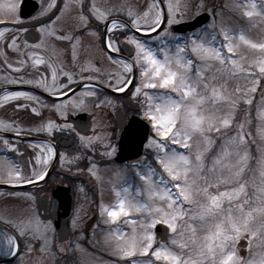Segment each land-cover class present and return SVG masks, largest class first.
<instances>
[{
    "label": "snow or ice",
    "instance_id": "snow-or-ice-1",
    "mask_svg": "<svg viewBox=\"0 0 264 264\" xmlns=\"http://www.w3.org/2000/svg\"><path fill=\"white\" fill-rule=\"evenodd\" d=\"M62 2L63 8L57 0H51L43 9L41 15L50 20L57 11L60 16L39 31L72 43V71L53 66L32 53L29 58L35 74L29 73V79L14 74L6 77L5 83L28 85L50 96L65 97L69 103L52 105L56 112L63 113L69 104L84 107L86 97L98 99V92L131 90L135 70L140 69L141 82L135 85L133 97L144 98L143 116L153 133L145 148L152 161L127 165L128 169L138 170L134 175L139 177L140 186L133 184L130 189L126 182L116 192L117 205L111 210L101 206V216L106 217L103 222L109 225L105 243L111 254L120 264H264V252H252L253 240L264 244V146L257 145L260 155L253 167L251 144L255 139L247 130L255 106L257 134L264 142V36L253 39L248 35L252 28L264 24V0H234L235 23L223 18L217 23L221 12L209 9L211 23L188 36L173 35L172 29L187 23L184 17L188 15L189 0H145L144 5L124 0L110 7L99 6L97 0ZM0 7L15 15L20 5L12 0ZM203 7V3L197 5ZM69 11L76 13L73 34L56 36L57 21ZM13 22L19 23L18 17ZM79 32L99 38L109 65L122 71L108 73L105 80L100 79L103 74L99 69L95 70V78L85 75L92 69L78 62ZM3 35L0 32V37ZM15 40L14 36L13 44L7 47H14ZM17 63L20 67L6 64L5 71L20 73L27 61ZM41 65L50 72V79L41 74ZM76 88L84 91L77 94ZM4 91L0 106L22 98L40 102L39 96L30 91ZM100 103L111 105L112 101L106 97ZM20 107L26 105H17ZM32 111L36 113V109ZM0 125L9 128L3 121ZM67 128L74 131L71 126ZM64 129L48 121L36 130L51 133ZM3 143L9 145L8 140ZM46 151L49 159L55 155L53 146ZM89 171L96 175L94 164ZM45 175L36 174L39 180ZM33 182L14 167L0 175V183L13 187ZM130 190L134 191L131 196ZM9 223L15 231L7 235L0 232V252L19 255L22 242L29 250L39 247L41 252L54 246L48 237L53 230L50 221L28 217ZM159 226L164 227L165 235L157 242L154 229ZM242 240L251 254L248 259L239 254Z\"/></svg>",
    "mask_w": 264,
    "mask_h": 264
},
{
    "label": "flooded vegetation",
    "instance_id": "flooded-vegetation-1",
    "mask_svg": "<svg viewBox=\"0 0 264 264\" xmlns=\"http://www.w3.org/2000/svg\"><path fill=\"white\" fill-rule=\"evenodd\" d=\"M199 1L201 0H189L188 12L194 9V4L202 3ZM219 1L216 0L211 9L219 6L222 2ZM50 2L51 0H27L21 12L23 0H16V3L20 5L17 13L0 17V21L8 22L0 23V32L4 33L0 37V97L5 94L6 89L7 91H30L39 96L40 100L37 102L22 98L18 101L3 102V106H0V121L9 125L8 129L0 125V175L7 168L14 167L20 170L23 176L34 181L32 184L20 183L15 187L12 184L0 183V232L7 235L8 232L15 231L10 221L16 222L23 218L39 217L45 222H51L53 230L49 231L48 237L54 242V246L46 252H41L39 247H32L29 250L22 242L19 255H16L15 259L20 256H41L51 253L58 258L63 255L73 258L76 256L75 247L78 236L84 239L87 252L93 250L95 244H92L94 240L90 238L94 232V226L109 227L101 223L104 218L98 212L104 202L102 182L107 177L108 169L112 166L126 167L142 160L145 163L152 161L149 150L145 148L147 138L153 133L143 116L145 108L142 106V101L144 98L143 95L133 97L135 85L141 82L139 68L135 70V81L131 90L125 93H115L110 89L98 92V99L86 97L84 107L74 108L69 104L67 111L63 113L56 112L52 105L69 103L65 97L50 96L47 92L40 89L33 90L28 85L5 83L6 77L14 74L24 75L25 79L31 78L29 73L35 74L36 69L32 67L33 61L29 58L32 53H37L53 66H63L65 71H72V43L48 37L39 31L44 25H50L56 16H60L58 11L55 16L51 17V20L48 16L41 15ZM123 2L124 0H97L101 7H110L112 4ZM128 2L133 5H144L145 0H128ZM207 2L208 0H204L206 7ZM57 3L61 8L64 7L62 0H57ZM199 9L201 8H197V11ZM207 9L203 7L198 12H208L209 9ZM48 15L50 16L51 13ZM75 16L74 11H69L57 21L56 36L73 34L77 24ZM17 17L19 23H14ZM198 28L200 27L184 32H176L172 29V32L173 35L184 36ZM76 34L80 36L77 44L78 62L81 66L92 69L85 75L95 78L97 76L95 70L99 69V72L103 74L100 79L105 80L108 73L122 71L118 67L109 65L106 60V50L99 38L84 32ZM14 36L16 37L15 46L7 47L13 44ZM42 39L45 41L43 44ZM17 48L19 51H16ZM20 60L27 61L20 73H13L12 69L5 71L6 64H12L13 68L20 67L17 63ZM38 67L41 74L51 78L50 72H46L43 65ZM76 71L78 72L79 68ZM75 78L80 79V76ZM83 91L82 88H76L77 94ZM106 97L112 101L111 105L100 103ZM75 98V96L72 97L73 100ZM17 105H26V107L17 108ZM97 105L100 106L97 107ZM32 109H36L39 115H36ZM48 121L65 126V129L63 131L53 130L51 133L36 130L40 124H47ZM13 122L14 128L12 127ZM67 126L74 128V131H69ZM80 137L86 139L81 141ZM4 140L9 141L8 146L4 145ZM48 146H53L55 149V155L51 159L48 158L46 151ZM13 148L16 150L13 151ZM113 149H115L114 152ZM121 149L127 157L114 160ZM110 152L112 155L106 154ZM93 164L96 175L89 171ZM41 173L46 174L43 180L37 179L36 176ZM72 194L73 204L68 216V225L72 232L67 239L60 240L56 222L63 212L62 199ZM89 208H98V210L94 215H90ZM82 211H86V216ZM84 222H88L86 226H77ZM98 228L99 226L95 231ZM29 243L34 245L35 241ZM101 251L104 250L101 248ZM9 256L0 252V260ZM13 261L5 264H11Z\"/></svg>",
    "mask_w": 264,
    "mask_h": 264
},
{
    "label": "rangeland",
    "instance_id": "rangeland-1",
    "mask_svg": "<svg viewBox=\"0 0 264 264\" xmlns=\"http://www.w3.org/2000/svg\"><path fill=\"white\" fill-rule=\"evenodd\" d=\"M216 0H208L207 7L204 5V0H201L199 2H202L205 9H211L213 7V4ZM9 2H12V0H0V5H5ZM16 2V0H15ZM234 0H222L219 6H215V10H218L221 12V15L217 17V23L220 22V19L223 18L225 21H230L232 23H235L237 20L236 13L232 10ZM197 5L194 4V9L191 12H188V15L184 17L185 21L192 20L195 14L201 9L197 11ZM227 5V7H226ZM193 7V6H192ZM207 9V10H208ZM11 13L8 12L6 8L0 7V17L4 15H10ZM212 17L210 16V21L207 24V26L211 23ZM245 25L247 24L246 21L242 22ZM206 26V27H207ZM186 34L184 36L190 35ZM248 35L253 39H260L262 36H264V24L259 25L256 28H252L251 31L248 32ZM256 100L259 101V95H257ZM252 123L251 127L247 130L252 133V137L255 139V143L251 144V154L253 156L252 166L256 167L255 159L259 158L260 153L257 151V145L264 146V142L261 141L259 135L257 134V125L258 121L256 119V108L253 106L252 113H251ZM138 171L137 169H128L125 166H112L108 169L107 177L102 182V190L105 194L104 196V202L103 207L105 209L111 210L113 206L118 204V199L116 196L117 191H121L122 188L125 186L126 182L129 183V187L131 189V185H135L137 187L140 186L141 182L139 180V177L135 176L134 173ZM134 191L130 190L129 196L133 195ZM97 209H90L89 212L90 215H94L97 212ZM86 216V211H82ZM99 213H101V207L98 210ZM85 218V217H84ZM90 218V217H86ZM104 219L106 217H103ZM101 220V223L104 224L103 220ZM87 220V219H86ZM88 222H84L83 224H77V226H86ZM125 230H127V226H124ZM108 228L101 227L99 225V228L92 232V236L90 239H93L94 241L92 244H95L93 247V250L87 252L86 244L84 243V239L80 236L77 238V244L75 247L76 250V256L73 258L67 257L66 255L58 258L54 253L41 255V256H20L17 257L11 264H120V261L117 257L113 256L111 254V249L109 246L105 243V237L108 232ZM157 239V238H156ZM157 242H160L159 239H157ZM79 246V247H77ZM101 248L104 250L101 251ZM239 249V247H238ZM253 253H262L264 252V244L261 243L260 240H253ZM250 253L247 250V254L243 257L245 259L250 258ZM259 256H257V259Z\"/></svg>",
    "mask_w": 264,
    "mask_h": 264
},
{
    "label": "water",
    "instance_id": "water-1",
    "mask_svg": "<svg viewBox=\"0 0 264 264\" xmlns=\"http://www.w3.org/2000/svg\"><path fill=\"white\" fill-rule=\"evenodd\" d=\"M26 2H27V0H23V3L21 5V12L23 11V8H24ZM208 18H209L208 14L206 12H203L200 15H197L192 20L187 21V23H182L180 25H174L173 30H175V31H186V30L192 29V28L206 22L208 20ZM132 156H134V155H132ZM125 157H127V156L125 154H123V151L121 149L119 151V154L114 158V160H122ZM72 204H73V196L72 195L68 198L64 197L62 199V210H63V212L60 214V217H59L58 221L56 222V227H57L58 233L60 235V240L67 239L71 233L69 226H68V216H69V212H70V209L72 207ZM155 230H156L157 237L162 240V238L165 235L164 227L159 226ZM239 246L242 247V249L239 250L240 255L241 256L246 255V253H247V249H246L247 242L242 240ZM14 257L15 256L11 255L5 259L0 260V263L10 262L11 260L14 259Z\"/></svg>",
    "mask_w": 264,
    "mask_h": 264
}]
</instances>
